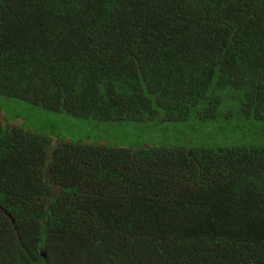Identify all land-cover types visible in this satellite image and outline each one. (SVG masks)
I'll use <instances>...</instances> for the list:
<instances>
[{"label": "trees", "instance_id": "16d2710c", "mask_svg": "<svg viewBox=\"0 0 264 264\" xmlns=\"http://www.w3.org/2000/svg\"><path fill=\"white\" fill-rule=\"evenodd\" d=\"M0 95L95 125L2 115L0 264H264V0H0Z\"/></svg>", "mask_w": 264, "mask_h": 264}, {"label": "rangeland", "instance_id": "374dc122", "mask_svg": "<svg viewBox=\"0 0 264 264\" xmlns=\"http://www.w3.org/2000/svg\"><path fill=\"white\" fill-rule=\"evenodd\" d=\"M2 115L4 116L2 119H5L8 123L15 122L16 120L13 121V118L20 116L21 122L18 121V126L41 130L44 134H46L47 130L53 129L60 135L83 137L87 132L95 129L94 122L92 121H77L65 115L49 114L38 107H32L24 102L0 95V118ZM98 136L100 135H95L94 137ZM249 138L253 143L258 142L262 144L264 140V138H257L256 136H250ZM179 140L180 144H178ZM209 144L210 141L207 137L197 138L195 133L190 130L189 124H181L175 126L173 134L165 141L163 146L171 147L179 145L185 148H207ZM231 145L232 141L228 136L217 139V146L227 147Z\"/></svg>", "mask_w": 264, "mask_h": 264}]
</instances>
